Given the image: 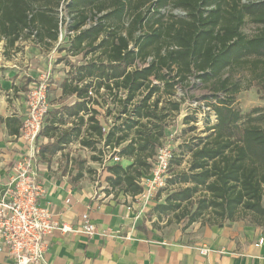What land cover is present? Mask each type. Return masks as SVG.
Wrapping results in <instances>:
<instances>
[{
    "label": "trees",
    "instance_id": "trees-1",
    "mask_svg": "<svg viewBox=\"0 0 264 264\" xmlns=\"http://www.w3.org/2000/svg\"><path fill=\"white\" fill-rule=\"evenodd\" d=\"M61 1L0 0V41H6V48L20 39L53 49ZM145 2V12L133 7V0L67 3L69 30L76 33L60 49L68 56L83 53L88 61L68 64L60 88L75 102L50 109L41 133L48 140L40 148L41 161L49 162L73 142L90 151L94 162H102L106 147L118 149L112 154L128 164L105 166L106 184L111 192L134 197L142 192L140 179L150 172L166 120L180 110L179 93L200 85L210 92L203 103L215 121L206 112V135L175 147L166 185L148 219H155L153 226L165 220V226L222 227L249 216L251 224L264 228V109L242 114L233 107L235 96L252 82L264 99V0ZM168 7L186 14L159 12ZM247 20L260 28L254 36L242 32ZM162 96L167 102L158 107ZM108 100L118 109L104 133L95 107ZM196 120L191 113L183 124ZM0 123L18 134L17 119L0 118ZM185 156L187 165L181 169Z\"/></svg>",
    "mask_w": 264,
    "mask_h": 264
},
{
    "label": "crops",
    "instance_id": "crops-1",
    "mask_svg": "<svg viewBox=\"0 0 264 264\" xmlns=\"http://www.w3.org/2000/svg\"><path fill=\"white\" fill-rule=\"evenodd\" d=\"M29 43L22 40L6 48V41H0V92H5L11 100L8 114L0 110V118L17 119L18 128L25 111V92L20 86L26 85L27 90L30 80L46 68L49 58L32 55L27 51L28 45L38 47L41 55L52 50L44 52L43 47ZM60 65L53 66V74L60 75H53L57 81L49 92L57 99L63 97L60 85L69 71ZM58 107L57 102L50 105L51 109ZM16 136L0 123V182L9 176V168L21 150L22 143ZM58 156L38 163L45 189L41 204L48 202L57 218L71 225H77L79 216L87 212L96 234L86 238L54 231L45 252L47 264H264L263 228L240 221L222 227L195 223L183 228L180 224L164 226V222L153 226L155 219L149 220L148 212L155 203L141 208L132 197L113 193L108 186L88 184L78 189L58 172ZM66 199H69L67 205ZM260 239L263 243L258 245ZM202 249L207 252L200 254ZM0 264H13L7 252L0 253Z\"/></svg>",
    "mask_w": 264,
    "mask_h": 264
},
{
    "label": "built area",
    "instance_id": "built-area-1",
    "mask_svg": "<svg viewBox=\"0 0 264 264\" xmlns=\"http://www.w3.org/2000/svg\"><path fill=\"white\" fill-rule=\"evenodd\" d=\"M68 2L69 0H62L56 10L57 42L49 54L48 64L45 69L39 70L28 83L24 116L16 136L22 143V147L17 159L9 168V176L4 182H0V253L7 252L13 264H47L45 252L48 239L54 231H59L61 234L81 235L86 238H91L96 234V227L91 223L87 212L79 216L77 225H71L57 218L48 202L41 204L45 189L39 176L38 163L41 161L40 148L48 143L41 133L51 109L48 96L53 85V58L56 47L63 45L76 33L69 30L72 22L66 10ZM159 12L169 13L174 17H184L186 14L180 9L169 7L160 9ZM124 25L127 26V21ZM87 26L89 24L83 28ZM1 63L0 59V65ZM88 95L93 97L91 91ZM196 102L198 106L200 105V113L204 115L209 112L211 119L215 121L210 108L205 107L201 101ZM97 120L100 121L98 116ZM101 123L102 131L106 133L108 126L105 125L104 120ZM107 124L111 125V122ZM173 141V135L164 136L161 145L156 149L149 174L140 179L142 192L131 199L139 202L141 208L156 203L157 193L166 185L173 150L176 146ZM106 149L108 150L102 156L103 167L123 161L117 155L112 154L118 149L111 151L109 147ZM64 202L66 205L69 204V199ZM262 243L263 239H260L257 244ZM206 252L204 249L200 250V254Z\"/></svg>",
    "mask_w": 264,
    "mask_h": 264
},
{
    "label": "rangeland",
    "instance_id": "rangeland-1",
    "mask_svg": "<svg viewBox=\"0 0 264 264\" xmlns=\"http://www.w3.org/2000/svg\"><path fill=\"white\" fill-rule=\"evenodd\" d=\"M133 7L138 5V10H141L145 12L147 10V7L149 3L145 2V0H133ZM259 27L255 24H252L250 21H246L242 32L244 35L251 37L254 36L259 32ZM31 42V41H30ZM29 44H33L32 42ZM27 51L30 52L32 55L40 56L42 58H45L44 56H49V54L42 53L44 55H41V52L38 47H33L31 45H28ZM61 46L56 47V53L54 55V62L53 66L55 64H61L59 67H65L67 70L69 69L68 64L72 66H79L86 61H88V56H84L83 53H80L76 56H68L66 52H63L60 49ZM30 49V50H29ZM44 52H47L46 49L42 48ZM38 51V52H37ZM31 57H34L32 56ZM0 56H2V53H0ZM70 57V58H69ZM1 59V58H0ZM2 60V59H1ZM53 74V71H52ZM54 75V74H53ZM60 74L55 73L54 76L59 77ZM53 76V82L52 84H56L54 82L56 78ZM235 79H239V76L237 74L234 75ZM22 83V82H21ZM22 85V84H21ZM26 85L20 86L21 90L25 92L26 94ZM185 95H181L179 93V96L182 97V103L180 106V110L178 114L174 117H169L166 120V127L164 129V136L173 135L174 137V145L177 147L178 145H182L184 143L190 142L195 137H203L206 134L204 132V119H203V113H199V107L198 103L194 99H198L199 101L204 102L206 96H210V92L205 90L200 85H190L187 88H185ZM179 96H176L178 99ZM49 104H55L58 103L59 106L64 105H71L74 101V98L72 96H63L61 98H55L53 93H50L49 95ZM11 100H9V96L7 97L5 92H0V110L3 111V114H8V103H10ZM167 102V96H162L160 99V104L158 107L165 106ZM191 107V108H190ZM233 107L240 111V113H248L252 109L259 108L264 109V99L262 98V95L259 91L258 86L255 82H252L250 84V87L247 90L240 91L235 96V101L233 103ZM95 109L99 112L98 118L100 121H105V123H109L114 121V118L117 116L118 107L112 103L111 100L106 101L105 104L102 106L95 107ZM195 113L197 122L196 123H189L187 125L183 124V119L187 115ZM206 116V114H205ZM48 119L46 121L48 122L50 116H47ZM45 121L44 127L47 125V122ZM69 123L62 126L61 129L69 128ZM178 153V151H177ZM56 162L59 164L58 172H60V175L63 177H67L68 181L71 182L72 185L77 187L78 189L83 188L84 186L95 185L96 187H107L105 178L107 177V173L105 172L104 167L102 166L103 162H94L92 160V154L88 150L82 149L81 145L78 142H73L70 144V146L67 147L66 152L60 154L56 158ZM188 157L185 156L183 163L181 164V169H184L186 167V161ZM68 161H71V164H69ZM123 166L127 165V161L123 160L121 162ZM115 193V191H113ZM165 197V193H163L159 199V201H162ZM165 220H163L160 223H163ZM240 222L243 223H250L251 220L249 216H246L243 220ZM159 223V224H160ZM173 225V224H172ZM180 225H183L181 223ZM165 226V224H164ZM163 226V227H164ZM262 228V227H260ZM264 230V228L262 229Z\"/></svg>",
    "mask_w": 264,
    "mask_h": 264
}]
</instances>
